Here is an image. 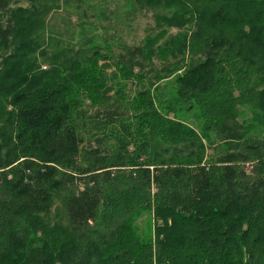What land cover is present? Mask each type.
<instances>
[{"label":"trees","instance_id":"16d2710c","mask_svg":"<svg viewBox=\"0 0 264 264\" xmlns=\"http://www.w3.org/2000/svg\"><path fill=\"white\" fill-rule=\"evenodd\" d=\"M24 1L0 0V264H264V0Z\"/></svg>","mask_w":264,"mask_h":264},{"label":"rangeland","instance_id":"374dc122","mask_svg":"<svg viewBox=\"0 0 264 264\" xmlns=\"http://www.w3.org/2000/svg\"><path fill=\"white\" fill-rule=\"evenodd\" d=\"M123 1H122V3H123ZM26 3H27V1L25 0L24 2L20 3L19 5L22 6V7H24V6H26ZM108 5L111 6L112 8L115 6V5L112 4V2H110ZM118 11H119V8L117 7L116 8V12H118ZM58 14L59 13L56 14V12H52V14L50 15V17L52 16V18H51V24L54 25V19H55L56 24L62 29V31H60L61 33L62 32H70L71 29H73L72 26L77 22L76 21V18L75 17H70V21H69L70 24L69 23L66 24L62 20V16H58ZM120 20H121V18H120ZM152 25H153L152 19H151V17L148 14H139V16H138V18H137V20L135 22L134 29H133V27L130 28V29H122L120 31V33H119V36H121L122 39H124L125 41H127L130 44L132 42H137L139 40V38H141L144 35V29L147 26H152ZM65 44H66V42H65ZM15 46L16 45H14L13 47L10 48L9 54L11 53V50L13 48H15ZM42 69H46V68L45 67H42ZM170 81H171V79L165 80V81L162 82V84H167ZM133 90H134V86L132 85V81L126 82V92L129 93V92H132ZM192 126L196 130H198L197 124H193ZM198 132H200V129L198 130ZM205 143H208V141L205 142ZM207 154L208 155H212L213 154V151L212 150H207ZM149 219L150 218H142L138 222L139 225H140V227H141L142 232H145L144 235H146V236H148L149 233H150L149 229H150L151 221H149Z\"/></svg>","mask_w":264,"mask_h":264}]
</instances>
